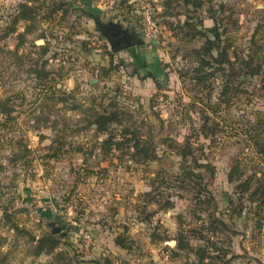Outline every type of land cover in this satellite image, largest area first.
Segmentation results:
<instances>
[{
	"label": "rangeland",
	"instance_id": "1",
	"mask_svg": "<svg viewBox=\"0 0 264 264\" xmlns=\"http://www.w3.org/2000/svg\"><path fill=\"white\" fill-rule=\"evenodd\" d=\"M192 2L0 0V264H264V0Z\"/></svg>",
	"mask_w": 264,
	"mask_h": 264
},
{
	"label": "trees",
	"instance_id": "2",
	"mask_svg": "<svg viewBox=\"0 0 264 264\" xmlns=\"http://www.w3.org/2000/svg\"><path fill=\"white\" fill-rule=\"evenodd\" d=\"M200 1L201 0H193L192 5H195V2H196L195 6H198L200 4ZM186 4H189V0H186ZM166 7L168 8V6H166ZM30 18H31V15L28 14V12H23V14L20 16V19H23V20H30ZM189 24H190V21L187 19L185 26L186 27H188V26L192 27V25H189ZM195 28H196V26H194V29ZM195 30H197V29H195ZM217 32H218L217 25L214 28L209 29V33L213 34V36L215 37V41H212L211 39H207V42L202 49L194 51L196 53V55H198L202 59L200 61V63L197 65V67H196L197 69H195V72L199 71V72L208 73L209 69L216 70V69H214L215 67L216 68H223L222 66H224L226 64V59L224 58L225 54H222V52H217V56L214 55L215 49H220V44L216 45V40L220 39V36L218 35ZM194 36L195 35H193V37ZM262 51H263V49H258V48L256 49V51H253L252 49L249 50V52L245 55V57H242L241 64L244 65V69L247 71L246 73H244L245 75H250V76H254V77L255 76L262 77V81H264V51L263 52ZM260 52H262V53L260 54ZM88 54H92V52H90ZM221 57H222V59H219ZM227 61L231 62L228 59H227ZM147 77L153 78L154 81L158 82L156 77L152 73L148 74ZM142 78H145V77H142ZM2 107H3V109L1 111V113L3 115L10 116L12 114V111L6 105L2 104ZM114 122H116V120L111 119V115H109L108 112L105 111L103 114L98 115L96 117V119L94 121V125L96 126V130L99 134H108L109 133V125L111 123L113 124ZM109 142L112 145L114 143V140L109 139V137H108L104 141V146H106L107 149H109ZM136 148H139V147H137V145H136ZM146 155L148 156V150H146ZM189 156H191L192 159H195L193 153H192V155H188V153L185 154L186 158H188ZM201 166H204V165H201ZM184 172H185V176H191L193 174L192 173L193 169L185 170ZM179 245L181 247H183L182 242H180ZM95 264H99V263H95Z\"/></svg>",
	"mask_w": 264,
	"mask_h": 264
},
{
	"label": "flooded vegetation",
	"instance_id": "3",
	"mask_svg": "<svg viewBox=\"0 0 264 264\" xmlns=\"http://www.w3.org/2000/svg\"><path fill=\"white\" fill-rule=\"evenodd\" d=\"M98 25L103 35H105V37L110 41L114 51L123 49L133 37L129 33L121 31V29L112 30L109 29V27L100 25L99 23Z\"/></svg>",
	"mask_w": 264,
	"mask_h": 264
},
{
	"label": "water",
	"instance_id": "4",
	"mask_svg": "<svg viewBox=\"0 0 264 264\" xmlns=\"http://www.w3.org/2000/svg\"><path fill=\"white\" fill-rule=\"evenodd\" d=\"M123 32H126V31H123ZM142 44H143L142 41L136 40V38L133 36L131 40L129 41V43L124 46V48H127V47L131 48L133 46L142 45Z\"/></svg>",
	"mask_w": 264,
	"mask_h": 264
},
{
	"label": "built area",
	"instance_id": "5",
	"mask_svg": "<svg viewBox=\"0 0 264 264\" xmlns=\"http://www.w3.org/2000/svg\"><path fill=\"white\" fill-rule=\"evenodd\" d=\"M147 37H149V35H147Z\"/></svg>",
	"mask_w": 264,
	"mask_h": 264
}]
</instances>
